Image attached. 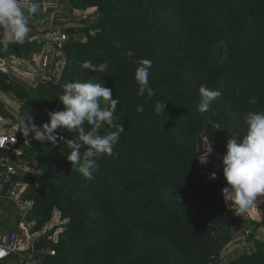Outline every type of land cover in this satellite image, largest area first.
Instances as JSON below:
<instances>
[{
    "label": "trees",
    "instance_id": "trees-1",
    "mask_svg": "<svg viewBox=\"0 0 264 264\" xmlns=\"http://www.w3.org/2000/svg\"><path fill=\"white\" fill-rule=\"evenodd\" d=\"M67 2L72 9L95 7L96 21L61 27L70 40L57 50L63 62L57 79L27 85L0 71V90L20 101L21 118L32 116L40 126L49 111L63 109L57 97L65 83L104 82L120 101L115 122L125 131L114 145L117 155L101 156L89 180L74 173L59 140L76 133L58 129L53 146L34 133L25 137L18 120L21 163L39 170L20 174L31 181L28 220L38 230L54 209L61 218L33 243V257L43 264H220L233 220L222 196L223 166L212 172L215 179L200 173L199 146L206 139L224 155L228 138L245 134V114L264 110V0ZM141 59L152 61L151 99L137 94ZM85 60L108 62V70L84 69ZM201 85L221 93L203 113ZM157 102L166 103L159 114ZM249 224L250 248L225 264H264V240L255 237L264 218Z\"/></svg>",
    "mask_w": 264,
    "mask_h": 264
},
{
    "label": "clouds",
    "instance_id": "clouds-1",
    "mask_svg": "<svg viewBox=\"0 0 264 264\" xmlns=\"http://www.w3.org/2000/svg\"><path fill=\"white\" fill-rule=\"evenodd\" d=\"M40 11V5L34 0H0V46L5 50L10 43H23L30 32V18ZM131 50L126 56H132ZM82 67L91 71L106 72L108 62L99 65L91 60L82 61ZM152 67L150 59H141L135 69L134 79L138 84V95L151 99L155 92L149 85V72ZM58 95V101L63 105L59 111H49V121L37 126L34 117L23 114L20 124L25 137L34 133V138L40 142H49L55 146L58 143L57 130L67 129L77 135L73 139L59 137L70 150L67 160L75 166L76 171L91 180L93 171L97 168L98 159L103 156H115L113 148L119 141L120 134L125 131L122 124L115 122V113L119 99L112 98V90L103 83L91 80L67 82ZM201 101L198 111L207 112L211 102L221 93L203 85L199 88ZM256 103V98L249 100ZM166 103L157 102L155 112L165 111ZM137 112H143V106H138ZM245 134L238 138L231 135L226 144V153L222 157V171L226 186L222 196L226 205H235L237 215L245 214L264 195V110L249 111L244 116ZM89 126V127H86ZM108 126L110 131L101 134L100 130ZM83 149V151H82ZM211 150L208 152L210 153ZM208 155V154H207ZM206 162V159L202 162ZM215 179V173L210 175Z\"/></svg>",
    "mask_w": 264,
    "mask_h": 264
},
{
    "label": "crops",
    "instance_id": "crops-1",
    "mask_svg": "<svg viewBox=\"0 0 264 264\" xmlns=\"http://www.w3.org/2000/svg\"><path fill=\"white\" fill-rule=\"evenodd\" d=\"M61 1L64 0H37V3L40 5V11L30 18V32L25 41L23 43H10L6 50L0 46V63L4 69L1 72L27 85H34L39 80L54 81L57 79L63 62L56 58L58 51L49 42L48 33L53 27H64L60 25H64L66 19H68L64 15L57 13L59 11L57 4ZM79 11L81 10L70 9L69 13L77 15ZM23 45H29L30 47L22 48ZM234 208L235 205H232L226 211L227 217L233 220L234 237L229 242L228 249L221 255L220 264L227 263L228 260L250 248V242L244 240V229L250 225V220L260 221L264 218V197L258 196L257 201L243 215H237ZM6 211L9 212L8 209ZM9 224L10 227L7 228ZM9 224L0 219V233L12 231L13 229L11 228L13 226H11V221ZM4 226L6 229H2ZM255 237L264 240V226L257 228ZM4 264L31 263L27 261L20 262L18 259L10 258Z\"/></svg>",
    "mask_w": 264,
    "mask_h": 264
},
{
    "label": "built area",
    "instance_id": "built-area-1",
    "mask_svg": "<svg viewBox=\"0 0 264 264\" xmlns=\"http://www.w3.org/2000/svg\"><path fill=\"white\" fill-rule=\"evenodd\" d=\"M37 3V0H34ZM33 17V16H32ZM48 40L56 50L62 49L70 40V36L61 28L53 27L48 33ZM0 71H4L0 63ZM211 152L200 155L198 171H214L218 169L217 160L219 152L210 149ZM209 150V151H210ZM20 143L16 131L0 132V210L4 208L5 203L8 207L4 210H14L20 228L24 234L25 240L19 237L15 231L0 233V264L6 263L10 258L18 259L20 262H29L31 264L41 263L39 259L33 257L31 251L33 243L38 241L41 236V229L32 230L33 221L28 217L32 210V200L26 197L29 179H21V171L27 170L20 159ZM206 159V162L202 163ZM251 231V227L244 229V236ZM57 233V231L55 232ZM28 253L26 254V252ZM51 253H54L51 251Z\"/></svg>",
    "mask_w": 264,
    "mask_h": 264
},
{
    "label": "rangeland",
    "instance_id": "rangeland-1",
    "mask_svg": "<svg viewBox=\"0 0 264 264\" xmlns=\"http://www.w3.org/2000/svg\"><path fill=\"white\" fill-rule=\"evenodd\" d=\"M67 1L68 0H64V1L59 2V4H57V7L59 9V11H57V13L60 15H64L66 18H68V19H66V23L64 25L61 24L60 26L66 27V26H70V25H73L76 23L84 26V25H91L96 21V8L95 7H90V8H87L85 10H81V11H79V14L72 15L69 13L70 9H72V8L70 7V5ZM40 15H42V14H40ZM73 17H75V18H73ZM19 107H20V101L11 92H4V91L0 90V112L1 111L3 113L7 112L8 115H10L9 117H3V115L0 114V130L5 131V132H10V131L14 132L17 130L18 120L21 119ZM8 122H9V124H7ZM229 139L230 138H228V140ZM210 149H212V148L207 144L206 139H203L202 142L200 143V146H199V155L208 154ZM212 150L219 152L216 167L221 168L222 165H220V161L222 160L223 155H222L221 151H219L217 149H212ZM26 167H27V169L34 171V172L39 171L37 169L36 165L34 164V162L29 163L27 166H25V168ZM73 171L75 174H81L78 171H76V169H74ZM204 171L205 170H202V174H208L209 175L213 172V171L212 172L206 171V173H205ZM260 197L262 198V197H264V195H261ZM7 207H8V203H5L4 208L2 210H0V219H3L6 222V224H9L11 221V226H13L11 228V229H13L12 231H15L19 235L20 238L25 240L24 234H22V231H20L21 229L20 228L18 229V221L16 219L15 211L11 210V209L9 210V212L4 210ZM228 208H229V206H228ZM60 224H61L60 214H59L57 209H54L52 212V216H51L50 221L46 222L41 227V235L49 232L52 228H54ZM8 227H10V224H9V226H7V228ZM4 228H5V226L2 229H4ZM32 230L34 231L35 229L32 228ZM57 230H59V229H57ZM27 253H28V251L26 252V254ZM39 264H43V263H39Z\"/></svg>",
    "mask_w": 264,
    "mask_h": 264
}]
</instances>
